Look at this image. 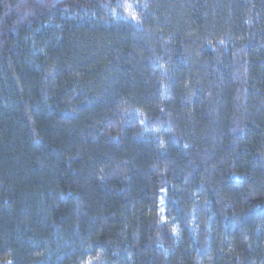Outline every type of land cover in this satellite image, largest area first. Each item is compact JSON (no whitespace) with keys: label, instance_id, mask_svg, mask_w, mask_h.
<instances>
[{"label":"trees","instance_id":"1","mask_svg":"<svg viewBox=\"0 0 264 264\" xmlns=\"http://www.w3.org/2000/svg\"><path fill=\"white\" fill-rule=\"evenodd\" d=\"M0 264H264V0H0Z\"/></svg>","mask_w":264,"mask_h":264}]
</instances>
